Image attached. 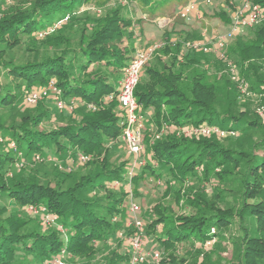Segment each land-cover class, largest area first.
<instances>
[{
  "label": "trees",
  "instance_id": "16d2710c",
  "mask_svg": "<svg viewBox=\"0 0 264 264\" xmlns=\"http://www.w3.org/2000/svg\"><path fill=\"white\" fill-rule=\"evenodd\" d=\"M89 1L33 0L29 6L15 7L0 17V76L17 80L15 84L0 85V107L17 106L18 114V119L8 124L0 114V135L16 146L9 148L0 141V264H48L63 250L90 260L98 249L102 250L101 246L112 250L109 244L114 233L127 228L125 210L120 208L127 193L116 192L108 185L115 179H124L127 163L112 167L107 156L97 166L87 167V171L58 168L52 176L18 171L15 166L17 152L23 153L29 163L35 161L36 154L48 156L49 152L64 161L63 156L68 154L99 155L124 130L118 92L124 68L131 59L129 53L135 50L129 45L133 32L131 35L128 31L133 21L114 11L94 19L90 36L85 34L88 28L84 23L73 41L72 34L63 31L68 23L63 20L75 18L79 7ZM135 1L146 17L156 19L161 8L165 10L168 3L176 0ZM177 1L182 5L190 0ZM253 2L264 9V0ZM230 12L221 8L214 16L228 26L232 22ZM188 24L178 13L172 17L153 63L144 66L135 92L141 112L146 116L148 110L152 111L159 126L170 123L174 128H183L207 122L241 135L232 140L234 147L229 148L207 135L199 140L194 134L178 136L169 130L152 144L145 138L146 148L154 153L157 163L147 161L141 165L131 179L134 186L145 176L168 177L166 193L173 190L177 199L186 201L190 211H158L157 219L145 223L144 239L150 233L152 242L163 250L160 264H172L179 254H183L180 264H264V136L258 140L252 136L257 129L254 124L259 123L239 109L238 90L229 75L212 72L214 65L210 63H216L213 54L187 45L204 39L201 29L186 28ZM249 29L251 36L235 37L227 49L231 54L228 56L235 57L250 90L264 95V16L260 24ZM42 32H47L46 37L39 39ZM40 40L54 49L35 60L10 57L16 48L31 50ZM50 80L56 81L66 100L79 98L85 111L78 119L47 129L43 124L51 121L55 106L50 108L49 104L55 102L53 98L39 101L26 113L18 105L22 99L26 104V96L35 85H47ZM118 146L116 143L111 148L117 151ZM76 162L78 166L84 163L79 157ZM68 163L71 161L65 164ZM212 178L225 185L234 181L235 187H216L213 197H208L200 185ZM187 181L188 189H184ZM230 194L234 203L223 205L222 197ZM29 204L56 214L59 225L67 232L59 227L44 231L39 216H27L23 207ZM115 214L120 216L118 221L111 219ZM233 223L242 236L232 241L228 260L222 256V248H203L207 241L225 238ZM212 228H217L216 234ZM127 232L134 234L137 230L130 228ZM147 245L150 242L144 247ZM131 258L130 249L121 252L116 248L98 264H130ZM146 262L143 264H156Z\"/></svg>",
  "mask_w": 264,
  "mask_h": 264
},
{
  "label": "rangeland",
  "instance_id": "374dc122",
  "mask_svg": "<svg viewBox=\"0 0 264 264\" xmlns=\"http://www.w3.org/2000/svg\"><path fill=\"white\" fill-rule=\"evenodd\" d=\"M33 0H0V17L6 16L8 12L12 11V9H15V7H26L29 6L32 3ZM188 1V0H187ZM198 3L199 9L202 13L201 19H192L190 20V24L186 26V28H194L196 30L201 29L203 31L204 39L200 40L202 43H206L208 47H211V51L208 53L213 54L212 57L215 58V62L212 60L210 65H214V71L216 74L219 73H225L228 74L229 77L232 79L233 84L236 86L238 90V99L237 105L239 109H241V112L246 115L250 116L251 118L255 119L259 124H254V126L257 128L252 132V136L255 139H260L262 136H264V95L257 93L256 91L250 90V85L248 84L247 80L244 79V76L241 75L240 67L235 62V57L228 56L231 55L229 53L228 47L234 43L235 37L237 35L243 34L244 37H249L252 35L249 27L245 28L241 33L237 34L233 39H231L227 45L224 47L225 52L224 56L218 54L214 48V43L212 36L215 35V33L223 32L228 26L224 24L223 21H221L219 18L215 17L214 14L221 10V8H224L230 12L231 15L238 9L244 7L246 4H254L253 0H195ZM185 3V2H184ZM184 5V4H182ZM181 2L179 1H173L171 3H168L165 7V10L162 8L158 11V17L156 19H149L148 15H144L140 8L137 5V2L135 0H90L87 3L82 4L79 9L76 11V17L73 19H69V17L64 18L63 23H67L64 27L63 31L66 30V33L72 34L73 41L74 37L78 34V32L83 29L84 25L87 23L86 28H88V32L85 33L88 36L91 34V28L93 27L92 22H94V19L97 17H103L106 14L113 13L114 11L117 13V15L122 14L128 19H131L133 21V24L130 26L129 30H131L132 41H130L129 45L134 46L135 50L131 51L129 55L131 58L135 55V52L137 50H141L144 48H148L151 46L158 45V48L161 47L163 43V37L164 32L167 28L168 18H172L175 15H177L179 8L182 6ZM83 18V19H82ZM167 20H166V19ZM81 19V20H80ZM263 19V17H262ZM262 19L256 22L251 27L257 26L262 22ZM142 20V22H139ZM164 20L162 23L159 21ZM171 22V21H170ZM169 22V23H170ZM61 23V22H60ZM59 23V24H60ZM85 23V24H84ZM250 27V28H251ZM210 30V31H209ZM52 30L50 29L51 32ZM62 31V32H63ZM46 32H42L39 34V39H43L46 37ZM126 41V40H125ZM199 41V40H194ZM193 42V41H191ZM189 43V42H187ZM77 45V44H76ZM126 45L128 43L126 42ZM34 47L31 48V50H25V48H16L15 50L10 52V57H14L17 60L21 61H27V60H35L39 59L43 56V54L47 53L50 50H53L51 44L45 45L43 43V40L38 41L36 44L33 45ZM157 48V49H158ZM228 51V52H227ZM157 53V50H155L153 57L150 59V63H153V59H155V55ZM237 52L235 51V54ZM148 62V64H150ZM210 66V67H211ZM264 67V64H263ZM243 77V78H242ZM12 79V78H11ZM6 82H13L14 84L17 83V80H10L9 78H6V76L2 75L0 76V85H4ZM36 88L40 87L35 85ZM232 86V85H231ZM17 91V88H15ZM63 98V97H62ZM46 100L43 98L41 101ZM49 100V99H48ZM63 103L65 106L62 108L64 112H59L56 110V108H59L55 102H52L49 104L50 108L54 107L53 113L50 117V122H45L43 124V127L49 128H55L57 126H63L71 120L75 118H80L83 111H85L84 104L81 102V100L77 97L72 98L71 100H66L63 98ZM21 107V111L26 113L27 111H30L29 109L34 108L35 106L29 104L26 102L24 103L23 99L20 101L18 108ZM17 106L16 108H9V107H0V114L3 118H5V122L8 124L12 122L15 118L18 119L17 114ZM144 111V110H143ZM119 116H122L125 118L126 112L123 108L119 107L118 109ZM142 114L141 110L140 113ZM143 115V114H142ZM154 115H152V111H147V115H143V149L138 154H132L129 151L128 146L126 145L125 140L123 139V132L122 134L116 138L114 141L108 144V149L102 151L101 154L97 153H90L91 159L88 160V162H82L80 163L81 166H78L77 162L74 163L78 157H76L73 154L64 155V159L62 160L61 157H58L59 155H55L53 152H49L50 154L47 155H40L36 154L35 161L32 163H29L27 160L23 158V153L17 152L19 160L15 164L18 171L27 170V172L31 171V174L36 173H47V174H53L59 169L64 170H79L83 169L84 171H87L88 169L93 168L94 166H97L98 163L102 162V160H105V157L109 156L108 161L110 166L116 167L117 165H120L122 162L126 164V172L124 175V179H115L111 182H108L109 187L112 188L114 191L121 193L122 191H125L127 195L124 198V201L121 202L120 208L125 210V221L127 228H120L117 232L114 233V236L112 237L111 249L109 250L106 245L101 246L102 250L98 249L94 256L88 260L84 257L75 256L73 253H67L64 255V260L66 261V264H98L99 262H102L106 255L109 254V252L113 251L114 249L118 248L121 252L129 251L130 246L128 245L126 241L127 236H131L132 234H129L127 230L134 229L133 226L127 225L130 222V219L132 218V215L129 212L128 203L131 201H134L139 204L140 211H139V218L142 219L146 224H148L151 219H157L159 212L164 213H184L185 211H190V208L186 206V201L182 199H177L176 195H174V192L172 190L171 193H166V191L169 190L168 188V177H163L161 179H155L152 176H145L142 178L139 182L138 186H134L133 182L131 181L132 177L134 176L137 171H139V167L141 165H145L147 161H152L153 163H157L154 160V153L146 148L145 144V138L150 139L149 142L152 144V141L158 139V135L162 137V135H165L167 131L169 130L170 133H175L176 135H188V134H194V136L197 137V139L201 140L207 136H210L212 138H215L219 141V143L224 148L234 147L233 142L235 139L239 138L241 135L240 133H236L235 131L228 130L226 128H222L219 125L216 124H210V123H202L200 126L197 125H191L186 124L183 128H174L170 123H164L163 126H159L157 122L153 118ZM167 125H170L169 128L166 127ZM205 127L206 129H210V133H202L200 131V128ZM212 127V128H211ZM213 131V132H212ZM233 140V141H232ZM0 141L4 142V144L9 148H15L14 141H10L9 139L5 140L3 136L0 135ZM119 143L118 150L113 151L111 147H115V144ZM240 147V146H239ZM242 149L243 146H242ZM248 148L245 149L247 151ZM67 161H71V164H65ZM74 161V162H73ZM73 163V164H72ZM216 171H221V168L218 167ZM52 176V175H50ZM189 181L186 182L185 188L188 189ZM218 184V186H217ZM113 185V186H112ZM177 185L176 187H178ZM187 187V188H186ZM216 187L223 188H234L235 183L234 181H228L227 184H221L218 179L212 178L211 180L203 181V183L200 185V189L206 193L208 197H213V195L216 192ZM183 189V190H184ZM195 190L196 188L193 187ZM224 199L223 205H229L230 203H234V197L233 194H230L226 197H222ZM158 206L163 207V209L157 208ZM25 212L27 213V216L29 218L37 217L40 218V224L41 228L44 231H49L55 227H59V222L56 220L52 224H46L44 222V215L43 214H33L31 213L26 206L23 207ZM22 208V209H23ZM28 210V211H27ZM159 211V212H158ZM47 214H51L54 216H57L56 214L52 212H46ZM35 219V218H33ZM113 221H118L120 219V216L118 214H115L111 218ZM62 226V225H61ZM158 230L161 229V225L157 227ZM214 229V230H213ZM151 230V228H150ZM61 231V230H60ZM152 231V230H151ZM150 231V232H151ZM63 233H66L67 230H63ZM120 233H123V236L120 235ZM212 233H217V228H212ZM242 236V233L236 225V223H233L231 228L227 230L226 237L225 238H217L212 239L209 244L204 243L202 246L205 250L212 251L213 248L219 247L222 248L220 251L222 252V256L225 258V260H228L230 258V254L232 251L231 243L234 241V238H237L238 235ZM145 235V231H144ZM125 239V241L123 240ZM150 242V245L146 246L145 249L147 252L150 253V256L153 257L154 251H157L160 253L159 260H155L154 258L150 259L148 262H156V264H160L163 259L164 252L163 250H160L157 246H159L155 241L152 242L151 235L146 237L144 239V244ZM106 246V247H105ZM201 246V244L199 245ZM214 254V253H213ZM183 254H179V257H174V260L172 264H180V261L182 259ZM146 262V263H148ZM182 262V261H181ZM49 263V262H48ZM38 264H45V263H38ZM226 264V262H225Z\"/></svg>",
  "mask_w": 264,
  "mask_h": 264
},
{
  "label": "built area",
  "instance_id": "2783aa9c",
  "mask_svg": "<svg viewBox=\"0 0 264 264\" xmlns=\"http://www.w3.org/2000/svg\"><path fill=\"white\" fill-rule=\"evenodd\" d=\"M178 14L181 17L187 19L188 21L192 19H201L203 17L199 9L198 3L195 0H190L186 4L182 5L179 8ZM263 16L264 9L259 4L255 3L246 4L244 7L235 11L232 15V22L230 23V25L223 32H217L215 33V35L212 36L216 52L224 56V47L227 45V43L231 39H233L237 34L241 33L245 28L251 27L256 22L261 20ZM163 21L164 20H161L159 22L162 23ZM51 30H53V28ZM187 45L195 49H202L205 52L211 51V47H208L206 43H202L200 40L189 42L187 43ZM157 48L158 45H155L141 50H137L135 52V55L130 59L128 65L125 66L123 71V77L119 81L118 99L121 103L122 108L126 112V116L124 118L125 126L123 130V139L125 140L126 145L128 146L130 153L132 154H138L143 149V115L139 114L141 110V105L137 100L135 92L140 82L142 70L144 66L153 57L154 52ZM47 97L53 98L59 108L62 109L65 106L62 98L63 91L60 87L57 86L55 80H50L47 85L34 88L26 96V102L31 105H34L41 101L43 98ZM89 107L94 108L92 105H89ZM169 126L170 125H167L166 127L169 128ZM200 131L202 133L211 132L210 129H206L205 127L200 128ZM79 159L85 162L90 160L91 156L82 153L79 154ZM128 208L130 214L132 215V218L130 219V222L127 225L133 226V228L137 230V232H135L133 235L126 237V241L130 246V250L132 252L130 264H143L150 257H152L144 247L145 222L138 216L140 211V206L138 203L131 201L130 203H128ZM28 210L33 214H43L44 222L46 224H52L57 217L51 214H47L46 212L48 211L45 207H41L35 204H29ZM59 226L61 231H63V226ZM120 235L123 236V233H120ZM209 242L210 241H207L206 243L209 244ZM65 254V250L61 251L59 254L54 256L48 264H66V261L64 260ZM160 257V253L154 251L153 258L155 260H159Z\"/></svg>",
  "mask_w": 264,
  "mask_h": 264
},
{
  "label": "crops",
  "instance_id": "0c3cea01",
  "mask_svg": "<svg viewBox=\"0 0 264 264\" xmlns=\"http://www.w3.org/2000/svg\"><path fill=\"white\" fill-rule=\"evenodd\" d=\"M166 19V18H165ZM167 20V19H166ZM168 21L170 22L171 21V18H168ZM169 22L167 24H169Z\"/></svg>",
  "mask_w": 264,
  "mask_h": 264
}]
</instances>
